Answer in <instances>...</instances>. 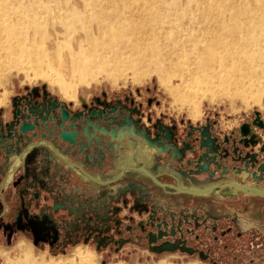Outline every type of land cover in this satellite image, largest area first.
I'll list each match as a JSON object with an SVG mask.
<instances>
[{
    "label": "rangeland",
    "instance_id": "1",
    "mask_svg": "<svg viewBox=\"0 0 264 264\" xmlns=\"http://www.w3.org/2000/svg\"><path fill=\"white\" fill-rule=\"evenodd\" d=\"M225 76L230 81L226 89L203 93L196 104L189 100L190 89L183 88L180 97L155 72L134 78L130 69L117 78L99 73L76 82V96L64 98L56 83L21 63L0 78V104L4 97L31 88L45 89L72 105L120 103L137 109L147 124L159 120L174 127L180 144L193 148L185 171H202L205 165L209 173L264 187V70H236ZM202 200L186 202L193 206L155 207L146 214L130 212L132 219L125 216L121 225L102 235L106 242L90 231L80 241L56 248L0 227V264L21 261L25 253L57 261L78 251L90 252L94 264H264V197L224 187Z\"/></svg>",
    "mask_w": 264,
    "mask_h": 264
},
{
    "label": "bare ground",
    "instance_id": "2",
    "mask_svg": "<svg viewBox=\"0 0 264 264\" xmlns=\"http://www.w3.org/2000/svg\"><path fill=\"white\" fill-rule=\"evenodd\" d=\"M21 63L64 98L76 96V82L130 69L134 78L155 72L177 96L190 89L196 104L230 85L225 74L264 70V0H0V78ZM1 264L94 261L78 251Z\"/></svg>",
    "mask_w": 264,
    "mask_h": 264
},
{
    "label": "flooded vegetation",
    "instance_id": "3",
    "mask_svg": "<svg viewBox=\"0 0 264 264\" xmlns=\"http://www.w3.org/2000/svg\"><path fill=\"white\" fill-rule=\"evenodd\" d=\"M27 94L16 96L14 103L11 106V110L9 111V118L7 120H3L1 115L3 111L0 110V124L5 126L8 125L12 120L15 113V109L18 105L23 106L28 102L31 103H39L44 104V102L55 103V102H63L58 100H53L45 89H29L27 90ZM64 104L67 106L70 111V114L84 116L85 114H89L91 109L97 108L101 109V116L103 117L106 114L107 119H111V122H117L118 125L112 123V127L117 131L122 124L130 126L128 121H133L134 123V131L135 134L131 135L129 128L126 127L122 130V134L119 140H110V137L107 135H100V144L101 148L99 153L103 154V156H92L88 158L87 156H77L63 152L59 149L51 139L41 138L39 136L33 137L29 140L28 143L16 145V149H11L7 154L0 150V155L3 157H7L9 154H19L21 153L30 143L38 140H45L51 143L54 147H56L60 153L63 155H67L75 158H82L83 160L93 161L94 164L101 169L105 161L109 159H113L115 154L119 149H121L126 143L128 145L137 146L141 142L146 143L149 147L152 146L153 152H151L150 156H148L149 160L153 162H160L163 159H172V160H182L186 159V164L188 166V161L192 162L190 158L187 159V153L189 150L193 148L189 143L180 144L177 133L174 127L170 124H165L159 120L152 122L151 124H147L142 117L140 116V112L137 109H130L126 105H122L117 103L115 106L111 107L106 103H96V104H87L81 105L77 109H72L65 102ZM98 120L97 114L94 115V122H97L98 128L101 125H105L107 131L110 130V126L107 125L108 120ZM127 122H124V120ZM68 123V122H67ZM162 125L169 126L171 129V137L166 138L165 134L167 133L163 130ZM145 129L148 131V134L141 132V129ZM156 134H159L161 137L159 138ZM113 135L112 137H114ZM105 140V144L102 140ZM155 142H152L151 140ZM172 144L171 147L160 151V146L163 144ZM4 145H11L10 141H6ZM134 146L132 148H134ZM136 153L135 150L130 155V158L135 160ZM40 157L35 158L34 162H37V169L39 174L42 177H45V181H39L40 189L45 192L46 199H52V205L45 204L42 206V209L38 212H31L29 210V204H19L13 205L11 204L8 208H6L3 212H0V227L4 230L10 231H21L25 233L31 241L37 243L47 242L50 246L54 244V247L58 248L60 245L68 243V242H78L81 240V235L87 234L90 231L94 233V236L98 239L106 242L108 238H104L102 235H106L111 227H118L121 225V220L127 216L132 219V215L130 212H137L138 214L148 213L150 210H153L152 206H149V197L150 193L147 190L145 185H137L134 182H129V179H132L133 173H142L147 176L142 170L134 169L141 165H144L146 169V165L142 161V163L137 165H132L126 163L122 169L121 174L117 177V179H113L112 183H116L120 181V186L117 188L115 193H109L103 200L99 198V191H93V193H89L84 190L83 192H74L68 187L70 178L63 172H58L56 169H53L51 165L46 163H40ZM131 167V169L129 168ZM189 168V167H186ZM208 167L205 165L201 170L191 169L190 171H182L184 175L190 176H207L208 179H216V174L220 175L218 171H213L209 173L206 171ZM149 170V169H148ZM216 170V169H214ZM150 171V170H149ZM151 172V171H150ZM152 173V172H151ZM153 174V173H152ZM60 176L59 182L57 184H52L54 176ZM154 175V174H153ZM155 176V175H154ZM155 185L170 189L175 191L177 194L184 196L185 198H189L193 200V204H198V202H203V197L212 191L217 189H222L224 187L230 186H220L217 187L207 193L199 194V195H191L186 193H180L176 190L163 187L159 184L155 183L149 176H147ZM156 177V176H155ZM157 178V177H156ZM159 181L164 183H172L166 182L160 178H157ZM125 181V183H122ZM227 181L238 182L235 180L225 179L219 182L214 183H223ZM174 184V183H172ZM246 184V183H243ZM177 185V184H175ZM210 185V184H208ZM249 185V184H248ZM180 186V185H179ZM207 186V185H206ZM140 187L142 192L138 195H134L133 188ZM182 187V186H181ZM204 187V186H203ZM185 188V187H183ZM201 188V187H198ZM233 188V187H231ZM40 189L31 192L30 199L37 200L41 198ZM235 189V188H234ZM238 190V189H236ZM239 193H244L243 191L238 190ZM246 194V193H245ZM247 197L251 198H263L264 196L259 195H249L246 194ZM161 206H156L159 208ZM126 209L127 213L125 215H121V212ZM64 211V214L57 215L58 211ZM57 215V216H56ZM131 216V217H129ZM100 233V235H99ZM86 241V240H85Z\"/></svg>",
    "mask_w": 264,
    "mask_h": 264
},
{
    "label": "crops",
    "instance_id": "4",
    "mask_svg": "<svg viewBox=\"0 0 264 264\" xmlns=\"http://www.w3.org/2000/svg\"><path fill=\"white\" fill-rule=\"evenodd\" d=\"M27 90L12 93L7 98H3L0 104V110L3 111L1 117L3 120L9 118V111L14 103L16 96L27 94ZM51 96V95H50ZM53 100L62 101L51 96ZM72 109H77L80 105H72L65 102ZM125 145L117 151L113 159L105 161L103 167L99 169L93 161L83 160L82 158L70 157L63 155L51 143L45 140H36L30 143L21 153L9 154L7 157L0 155V212H3L11 204L25 205L29 204L31 212H38L45 204L52 205V199H46L45 192L40 189L39 181H45L37 169L35 158H41L40 163L51 165L58 172H63L70 178L68 187L74 192L88 191L90 194L93 191H99L101 201L109 193H115L120 186V181L112 183L113 179L121 174L126 163L137 165L144 162L146 167L157 177L166 182H172L185 188L203 187L212 182L223 181L226 178L216 174V179H208L207 176H190L184 175L182 171L185 169L186 159L172 160L163 159L156 163L149 160L153 147L141 142L137 146ZM134 146V148H132ZM135 150V160L130 158L131 153ZM187 153V159L189 158ZM60 176L56 175L53 178V186L59 182ZM129 182H134L137 185H145L150 193L149 206L170 207L174 205L185 206L186 202H193L192 199L185 198L177 194L175 191L159 187L155 185L147 176L142 173H133L132 179ZM47 183V182H46ZM125 183V181H122ZM40 189L41 198L31 200V192ZM134 195H138L142 190L140 187L133 188ZM200 203V202H198ZM202 203V202H201ZM181 204V205H180ZM186 206H193L188 204ZM175 207V206H174ZM177 207V206H176ZM127 210L124 209L121 215H125ZM64 214V211H58L57 215ZM56 215V216H57ZM131 217V216H129Z\"/></svg>",
    "mask_w": 264,
    "mask_h": 264
},
{
    "label": "water",
    "instance_id": "5",
    "mask_svg": "<svg viewBox=\"0 0 264 264\" xmlns=\"http://www.w3.org/2000/svg\"><path fill=\"white\" fill-rule=\"evenodd\" d=\"M68 110L64 102L49 103L46 101L44 104L28 102L23 106L18 105L15 109L13 120L5 126L0 124V150L7 154L11 149H16L15 147L18 143L26 144L31 138L39 136L51 139L65 153L82 157L87 156L88 158L92 156L102 157L103 154L99 153L101 148V144L99 143L100 135H107L110 137V140H119L122 130L126 127L129 128L131 135L135 134L133 121H128L130 126L122 124L116 131L112 127V123H115V125H118V123L111 122V119L106 118V114L102 117L101 109L93 108L89 114L81 117L78 114H70ZM95 114H97L98 120H108L109 131H107L105 125H101L98 128L97 122H94ZM124 122H127V119ZM162 128L167 132L165 137L170 138L172 135L170 127L162 125ZM243 131L245 132V128H243ZM141 132L146 135L148 134V131L144 128L141 129ZM113 135L115 136L112 137ZM156 135L159 138L161 137L159 134ZM6 141H10L11 145H4ZM102 141L105 144V140L103 139ZM151 141L155 142L154 140ZM171 146V143L163 144L160 146V151ZM129 168L131 169V167ZM134 169L142 170L160 186L172 188L180 193L199 195L220 186H230L249 195L264 196V187L227 181L210 184L201 188H183L179 185L159 181L144 165Z\"/></svg>",
    "mask_w": 264,
    "mask_h": 264
}]
</instances>
